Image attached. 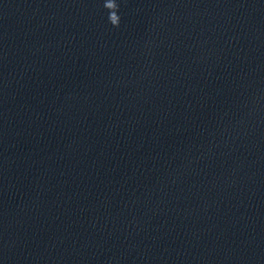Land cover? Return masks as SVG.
Listing matches in <instances>:
<instances>
[{
	"label": "clouds",
	"instance_id": "obj_1",
	"mask_svg": "<svg viewBox=\"0 0 264 264\" xmlns=\"http://www.w3.org/2000/svg\"><path fill=\"white\" fill-rule=\"evenodd\" d=\"M103 7L108 10V21L114 28H119L121 17L117 0H105Z\"/></svg>",
	"mask_w": 264,
	"mask_h": 264
}]
</instances>
